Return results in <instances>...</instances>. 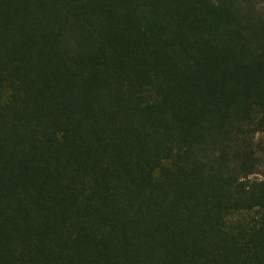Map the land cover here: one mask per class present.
Segmentation results:
<instances>
[{"label":"trees","instance_id":"trees-1","mask_svg":"<svg viewBox=\"0 0 264 264\" xmlns=\"http://www.w3.org/2000/svg\"><path fill=\"white\" fill-rule=\"evenodd\" d=\"M264 0H0V264H264Z\"/></svg>","mask_w":264,"mask_h":264},{"label":"rangeland","instance_id":"rangeland-1","mask_svg":"<svg viewBox=\"0 0 264 264\" xmlns=\"http://www.w3.org/2000/svg\"><path fill=\"white\" fill-rule=\"evenodd\" d=\"M259 137H261L262 139H264V134H259Z\"/></svg>","mask_w":264,"mask_h":264}]
</instances>
